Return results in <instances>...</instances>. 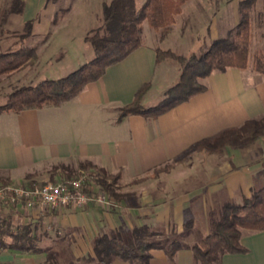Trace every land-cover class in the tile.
<instances>
[{
  "label": "crops",
  "instance_id": "obj_1",
  "mask_svg": "<svg viewBox=\"0 0 264 264\" xmlns=\"http://www.w3.org/2000/svg\"><path fill=\"white\" fill-rule=\"evenodd\" d=\"M50 1L34 0L26 4V13L38 14L42 8L36 11L35 4L48 9ZM169 39L154 42L143 37L127 58L59 106L0 113V178L9 184L62 182L60 171L53 168L87 162L119 174L129 195L108 211L94 202L60 210L25 202L0 205V218L7 219L11 231L32 225L42 249L0 248V264H44L48 252L91 257L96 237L142 225L162 234L176 233L185 246L172 261L163 250H152L148 264H196L190 247L209 233L211 217L262 187L264 136L247 146L191 152L201 141L211 142L225 130L264 117V77L250 67L212 73L202 80L204 92L156 118L130 115L118 120V110L131 103L143 85L149 86L142 100L148 108L155 106L150 105L155 95H165L177 80L178 66L156 62L157 49L177 52ZM185 154L169 171L151 177ZM197 234L203 237L195 241ZM240 243L246 251L224 254L219 264H264V231H245Z\"/></svg>",
  "mask_w": 264,
  "mask_h": 264
},
{
  "label": "trees",
  "instance_id": "obj_2",
  "mask_svg": "<svg viewBox=\"0 0 264 264\" xmlns=\"http://www.w3.org/2000/svg\"><path fill=\"white\" fill-rule=\"evenodd\" d=\"M188 0H144L139 8L135 0H111L102 4V25L92 34L85 37L91 44L94 57L78 69L57 80H45L35 85L23 87L12 92L0 113H19L28 109H39L44 106H59L77 96L89 83L100 79L107 68L120 63L142 45L143 24L160 33L163 40L174 23V16L181 13L182 5ZM256 0H242L238 5L239 20L223 38L211 42L209 46L195 55L177 56L169 50H156V62L169 59L179 64V74L175 83L166 91L165 98L153 107L142 106L143 97L148 85H143L128 105L118 110V120L137 115L144 118H156L178 104L201 94L206 87L202 80L215 72L227 69H246L249 66L250 17L249 14ZM23 2L12 0L7 14L19 15L23 12ZM69 9L61 10L64 14ZM57 14L53 24L57 22ZM33 20L25 23V33L20 38L30 36ZM264 39V31L262 32ZM37 59L35 47H22L15 51L0 53V76L19 71L31 65ZM252 71L264 77V51L256 52L251 60ZM264 136V117L248 120L242 126L221 132L215 139L201 141L191 148V152H214L225 145L247 146ZM188 155V154H187ZM186 154L163 168L155 170L151 177L169 171ZM60 171L62 182H69L84 176L83 190L88 194L101 193L113 204L128 200L129 195L123 192L120 175H111L96 168L90 163L81 162L76 168L59 166L53 172ZM54 174H51L53 179ZM142 180V179H141ZM136 180V181H141ZM52 181V180H51ZM9 182L0 178V186ZM32 187L29 182L23 184ZM7 219L0 218V248L22 252H41V237L35 234L32 225H26L11 231ZM190 223L185 224V230ZM209 233L190 247L196 264H219L224 254H240L246 250L240 243L243 232L264 231V185L252 190L251 196L239 204H225L216 216L210 220ZM151 226L142 225L132 229H120L96 237L92 242L93 255L87 263L111 264L114 260L130 264H148L152 250H163L169 260L185 248L181 239L172 233L171 237ZM62 254L48 252L44 264H57ZM67 264H82L81 259L68 256ZM74 262V263H73Z\"/></svg>",
  "mask_w": 264,
  "mask_h": 264
},
{
  "label": "rangeland",
  "instance_id": "obj_3",
  "mask_svg": "<svg viewBox=\"0 0 264 264\" xmlns=\"http://www.w3.org/2000/svg\"><path fill=\"white\" fill-rule=\"evenodd\" d=\"M11 1L0 0V53L15 51L22 47H35L37 59L19 71L0 76V106L5 104L8 96L15 90L45 80L61 79L90 61L94 57V51L85 37L102 25V4L111 0H51L48 9L42 5L38 6L39 3L35 4L36 11L39 7L42 8L35 15L26 13L28 10L26 4H34V0H21L24 2L21 14H7ZM241 1L188 0L185 2L181 7V13L174 16V23L164 37V39L170 38V43L177 47L176 53L169 51L182 57L197 55L212 41L225 37L239 20L238 5ZM143 2L144 0H135L136 8H139ZM65 9L69 11L62 14L61 10ZM55 14L58 19L56 24H53ZM249 17L251 26L248 67L251 66L252 56L256 52L264 51L262 37L264 0L255 1ZM32 19L34 28H31L30 36L25 39L20 38V35L25 33L24 22ZM143 37L145 40L156 42L160 39V33L144 23ZM161 50L165 49L161 48ZM163 62H170L179 67V64L171 59ZM164 98L163 94L155 95L154 104L150 105H156ZM172 233L163 234L157 240L171 237ZM176 235L181 239L180 235ZM201 236L195 241L201 239L203 237ZM67 258L68 256L61 255L57 264H67ZM88 258V256L81 258L85 260L82 264H91L87 263Z\"/></svg>",
  "mask_w": 264,
  "mask_h": 264
},
{
  "label": "built area",
  "instance_id": "obj_4",
  "mask_svg": "<svg viewBox=\"0 0 264 264\" xmlns=\"http://www.w3.org/2000/svg\"><path fill=\"white\" fill-rule=\"evenodd\" d=\"M84 176L69 182H45L32 187L21 183L0 186V205L14 206L25 202L29 207L35 205L60 210L71 207H83L94 202L104 210H110L113 203L101 193L88 194L83 190Z\"/></svg>",
  "mask_w": 264,
  "mask_h": 264
}]
</instances>
